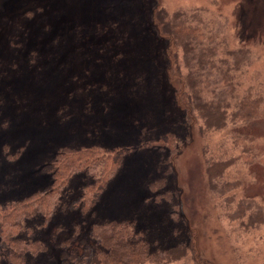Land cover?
<instances>
[{
  "label": "rangeland",
  "instance_id": "obj_1",
  "mask_svg": "<svg viewBox=\"0 0 264 264\" xmlns=\"http://www.w3.org/2000/svg\"><path fill=\"white\" fill-rule=\"evenodd\" d=\"M154 3L0 0V203L50 193L55 155L97 144L99 154V149L109 152L110 160L104 163L114 172L105 185L94 192L86 189V194L79 192L82 174H72L66 191L75 199L74 206L69 212L56 208L42 231L46 237L52 226L70 228L81 222L80 209L91 208L86 227L113 220L135 222L153 252L159 250L154 242L162 248H190L176 261L151 259L142 264H264V119L247 127L256 136L249 145L254 161L234 164L240 150L234 128L207 131L202 121L183 112L176 94L187 74L183 55L165 40L156 41L154 31L157 15L198 11L209 37L215 29L228 48L249 50L251 65L241 80L246 89L251 84L264 90V0ZM150 16L154 22L149 25ZM110 23L128 31L134 41L123 44L127 56L110 65L111 74L87 77L83 70L89 59L79 62L70 55L99 38L96 31ZM222 25L224 29L217 28ZM31 51L37 53L32 65ZM114 71L131 75L133 83L117 80ZM119 81L124 87L116 90ZM221 158L233 161L223 179L234 185V200L228 202V194L216 182L212 185L207 173V162L221 163ZM103 169L97 167L93 176ZM50 196L45 204L53 207L56 194ZM166 258L173 257L157 255L158 260ZM36 264H43L42 258Z\"/></svg>",
  "mask_w": 264,
  "mask_h": 264
},
{
  "label": "trees",
  "instance_id": "obj_2",
  "mask_svg": "<svg viewBox=\"0 0 264 264\" xmlns=\"http://www.w3.org/2000/svg\"><path fill=\"white\" fill-rule=\"evenodd\" d=\"M153 9L154 7L151 8L152 14ZM198 15V11L174 13L171 16L157 15L159 19L155 20L154 31L159 37L155 40H165L172 44L170 49H180L181 55H183L181 59L187 74L180 79L178 82L180 86H178V91L176 90L177 96L180 95L183 101V112L191 113L195 119L202 121L204 123L202 125L206 127L207 131L225 129L231 125L234 128L232 130L234 140L240 144L236 146L240 150L239 154L234 156V164L239 161L248 165L254 161L251 158L252 149L249 145L253 144L256 136L250 133L247 127L253 122L264 119V109L260 108L264 107V90L263 88L255 89L251 84L246 89L247 85L241 80L251 65L249 50L244 47L233 50L228 48V45H225V40L218 39V32H214L215 29L210 31L211 36L209 37L203 29L205 26L203 20ZM151 22H154L153 18L149 25ZM217 28L224 29V26ZM158 30L159 32H157ZM96 32L100 34L99 38L92 40L87 47L72 51L70 55L71 58L77 59L79 62L85 58L89 59L88 67L83 70V74L87 77L111 74L113 68L110 65H117L127 56L123 50V44L127 43V40L134 41L129 36V32L125 29L121 30L116 23H110ZM153 34L155 33L153 32ZM80 37L82 40L83 36L80 35ZM219 50L222 51L221 54H219ZM162 51L164 63L167 61L165 46ZM30 53L32 59L29 60V64L32 65L35 63L34 57L37 53L33 51ZM166 64L168 63L166 62ZM98 65H102V67H98ZM125 75L128 76V74L118 71L116 79H121L120 81L127 79L129 84L133 83L130 82L131 75L128 77ZM163 75L159 74V78ZM140 76L145 78L143 75ZM89 81L95 80L91 78ZM120 81L118 82L120 84H116L118 87L116 90L124 87L122 86L123 82ZM129 84L125 87L128 86L130 90L139 91V88L134 86L140 87L138 83L133 85L134 88H131ZM94 85L98 86V84ZM89 87L91 88L93 85ZM147 88L148 86L144 91L148 92ZM85 90L87 89L79 91L84 92ZM68 94L70 97L71 94ZM173 105L174 100L171 103L172 107ZM167 113H170V110ZM97 150L98 145L96 144L90 147L71 149L68 152L67 149L58 152L52 162L53 182L47 191L50 193H38L36 198L33 195V199L31 196H26L7 204L0 203V264H26V261H30L28 264H36L39 258H42L43 264H142L151 259L156 260V263H169L172 259L176 261L186 256L187 251L190 250L189 247L162 248L158 242L152 243L159 249L153 252L146 234L134 226L135 222L113 220L101 225L89 224V227H86V212L91 208H88L86 212L80 209L82 210L79 212L82 221L73 222L70 228L68 226L61 227L58 224L52 226L47 237L46 234H42V231L51 223L56 208L62 206L63 212H69V209L74 206L75 199L71 198V194L66 191L72 174L77 172L82 174L80 180L81 183L83 181L84 183L79 192L82 193L84 190L83 194H86V189L94 192L97 187L99 189L105 185L107 178L114 172L113 167L104 163L109 152H102L99 149L101 151L99 154ZM220 160L224 163L209 160L207 173L212 180V185L216 182L220 185V189L228 194L227 200H224L228 202L234 200V185L223 179L224 176H227L225 175L226 168L232 165L233 161L226 160V158ZM97 167L105 169L101 170L100 175L96 177L93 174ZM89 178L91 181L88 183ZM220 193L222 194L219 190L218 194ZM52 194H56L52 202L53 207L49 203L45 204L44 200L51 198ZM58 194H62L59 199L57 198ZM179 249L180 252H178ZM56 253L59 254L60 259L55 256ZM42 254L44 255L42 256ZM169 254L173 258L157 259V255L164 257Z\"/></svg>",
  "mask_w": 264,
  "mask_h": 264
}]
</instances>
